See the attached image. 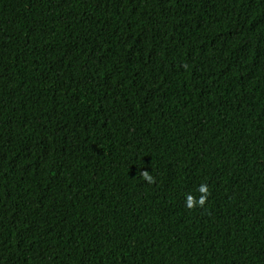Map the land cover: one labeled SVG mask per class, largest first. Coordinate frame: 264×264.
<instances>
[{
  "label": "trees",
  "instance_id": "trees-1",
  "mask_svg": "<svg viewBox=\"0 0 264 264\" xmlns=\"http://www.w3.org/2000/svg\"><path fill=\"white\" fill-rule=\"evenodd\" d=\"M0 264H264V0H0Z\"/></svg>",
  "mask_w": 264,
  "mask_h": 264
},
{
  "label": "clouds",
  "instance_id": "clouds-1",
  "mask_svg": "<svg viewBox=\"0 0 264 264\" xmlns=\"http://www.w3.org/2000/svg\"><path fill=\"white\" fill-rule=\"evenodd\" d=\"M142 175H144V178L151 181V177L149 175H147V172L145 171L144 173H142ZM199 191L203 192V193H206L207 191V188L205 185H201L200 188H199ZM190 199V198H189ZM199 203H203V199L199 200L198 201ZM189 206H191V204H189Z\"/></svg>",
  "mask_w": 264,
  "mask_h": 264
}]
</instances>
